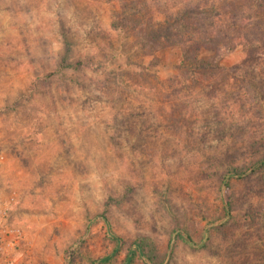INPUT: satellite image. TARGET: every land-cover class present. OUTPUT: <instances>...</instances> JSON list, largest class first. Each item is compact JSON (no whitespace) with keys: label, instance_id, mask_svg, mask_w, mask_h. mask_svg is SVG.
I'll use <instances>...</instances> for the list:
<instances>
[{"label":"rangeland","instance_id":"1","mask_svg":"<svg viewBox=\"0 0 264 264\" xmlns=\"http://www.w3.org/2000/svg\"><path fill=\"white\" fill-rule=\"evenodd\" d=\"M117 9L101 0H0V195L16 194L11 221L25 231L12 263L93 264L118 249L107 264H123L142 240L143 252L159 264H264V174L234 182V212L224 217L225 188L218 184L224 168L207 159L228 156L216 122L195 148L182 128L196 123L195 133L203 132V113L224 107L200 98L197 117L163 118L155 90L177 73L179 50L167 49L156 65L146 58L150 74L144 78L128 74V60L142 54L112 29ZM263 22L241 31L257 41L255 48L243 42L224 61L243 63L242 73L258 79L261 95ZM62 25L73 49L72 65L63 70ZM111 42L124 47L114 52ZM86 57L95 59L90 67L77 66ZM98 64L103 69L96 70ZM113 72L122 73L120 98L108 89ZM240 104L227 113L240 128L242 139L229 151L237 160L264 148V103L242 97ZM198 148L205 150L200 156ZM227 220L232 224L222 228ZM185 233L197 242L206 237L209 249L192 248L178 236ZM146 262L141 257L135 264Z\"/></svg>","mask_w":264,"mask_h":264},{"label":"trees","instance_id":"2","mask_svg":"<svg viewBox=\"0 0 264 264\" xmlns=\"http://www.w3.org/2000/svg\"><path fill=\"white\" fill-rule=\"evenodd\" d=\"M101 1L118 5L119 9L115 10L111 16V27L124 40L132 43L131 48L139 50L142 54L134 62L128 60L129 63L126 64L128 74L132 75L131 72H134L144 78L150 74L145 63L146 58L151 57L156 65L161 54L167 49L177 48L179 50L180 60L176 66L177 73L158 82L159 87L163 90L146 87L150 92L155 90V95L163 103L162 105L165 107L163 118L169 119L171 117L176 121L177 119L188 120L192 116L197 117L194 103L200 98L206 103L215 99L219 105L224 107L223 110L216 106H213L209 111L205 110L206 113H203L201 118L202 123H204L203 132L195 133L196 123L182 128H185L190 137H194V140L189 141L188 144L195 148V145H200L201 138L211 133L210 123L216 122L217 132L215 133L220 135L218 141L223 147H226L228 156L211 154L207 159L210 163L216 161L217 164L215 165L221 164L224 168L223 174L218 180L219 187L225 188L221 198L222 212L224 217L232 218L234 202L231 193L234 182L246 181L249 176L264 174V148L260 152H255L250 158H244V161L233 157V152H229L236 151L232 147L233 142H236L235 145H237L242 138L239 135L240 128L237 120L227 113H234V108H240L242 97H247V100L252 104H258L261 107L264 103V94L261 95L262 92L256 88L255 81L258 79H255L251 73H242L240 65L243 63L229 67V65L224 64V61L243 42L248 43L251 48H255L257 41L251 36L250 38L243 36L241 31L247 25H255V21H264V0ZM179 3L180 5H178ZM262 25L264 26V22ZM61 32L66 41V55L60 66V69L63 70L62 67L72 65L71 63L68 64V60L73 49L68 38V30L63 25ZM111 45L114 46V43L111 42ZM120 47L122 49L124 43L118 48L113 47L112 49L114 52H118L121 50ZM102 56L106 59H116L104 53ZM94 60V58L86 57L84 62L78 61L76 64L81 67H90V63H93ZM132 67L138 70L132 71ZM100 69H103L102 64L97 65L96 70ZM121 75V72H113V89L108 88L113 94L112 96L117 98L121 97V92L125 89L119 79ZM144 86L145 84H138V87L142 89ZM213 86L223 87L221 94L212 93ZM229 86L230 88L226 92ZM226 96L228 97L227 101L221 102L223 101L221 99ZM230 96L235 97V102ZM168 106L169 109L166 110ZM258 106L252 107V110L257 109ZM176 114L178 117H175ZM119 115L120 113H117L116 117L118 118ZM126 118L125 116L119 117L124 122ZM203 152L205 150L198 148L197 154L199 156ZM246 161H248V164H245L247 166L240 165ZM231 224L232 222L227 220L221 227H227ZM210 234L212 233L209 229L207 237H210ZM178 236L192 248L206 250L210 247L206 237L197 242L188 233ZM140 242L136 244L135 248L129 250L123 264H135L136 260L141 257L147 259V264H159L151 253L145 254L143 252L145 241L141 240ZM117 252L118 249H115L113 254L96 260L93 264H107Z\"/></svg>","mask_w":264,"mask_h":264},{"label":"built area","instance_id":"3","mask_svg":"<svg viewBox=\"0 0 264 264\" xmlns=\"http://www.w3.org/2000/svg\"><path fill=\"white\" fill-rule=\"evenodd\" d=\"M3 159L1 156L0 160ZM16 202L15 193L4 198L0 195V264H13L10 254L25 237L23 228L11 221V212Z\"/></svg>","mask_w":264,"mask_h":264}]
</instances>
